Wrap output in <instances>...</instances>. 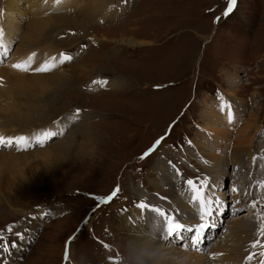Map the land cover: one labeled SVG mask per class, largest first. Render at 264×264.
Listing matches in <instances>:
<instances>
[{
    "label": "rangeland",
    "instance_id": "374dc122",
    "mask_svg": "<svg viewBox=\"0 0 264 264\" xmlns=\"http://www.w3.org/2000/svg\"><path fill=\"white\" fill-rule=\"evenodd\" d=\"M23 3L20 11L7 17L10 25L4 23L11 31V52L0 70L12 74L15 70L11 64L33 53L21 52L23 44L38 49L52 45L72 57L64 70L73 84L49 98L44 112L28 114L29 124H10L7 120L11 118L3 113L0 122L6 123L7 130L34 129L35 133L46 124L71 123L61 136L57 133L44 145L15 149L0 146V154H9L5 151L9 150L19 155L49 146L54 150L80 124L85 125L80 130L85 145L77 152H60L52 165L33 163L20 175L4 167L11 178L0 171V232L10 241L14 236L5 231L9 226L13 232H24V239L17 240L18 246L12 248L19 252L13 264H144L131 254L129 241L114 228L115 217L136 193L147 203L152 197L157 199L156 204L171 212L165 207L167 203H179L172 198L179 196L180 202H190L191 192L183 181L204 177L221 204L214 206L218 209L213 214L215 227L206 230L198 251L207 255V264L222 263L217 256L213 260V255L218 244L236 247L237 241L231 237L238 229L236 222L248 221L250 235L251 229L261 225V220L254 221L258 215L250 218L246 213L252 212V202L248 201L254 197L248 184L250 177L259 178L257 172L264 173V160L256 161L259 155L264 159V0H236L227 17L223 12L228 0H71L65 9H55L46 0L44 13L53 12L58 17L54 19L64 16L65 20L56 23L53 34L51 26L48 37L40 42L35 37L24 38L33 17ZM88 9L98 11L97 22L76 26ZM106 9L112 12V18L108 19ZM127 39L138 43L127 46L123 43ZM114 77L123 80V85L115 89L98 85V81ZM3 84L0 78V89ZM220 97L231 106V124L228 109L220 110ZM22 102L28 104L26 99ZM18 103L17 108L21 107ZM24 110L21 112L27 114V108ZM77 114L78 119L72 117ZM204 119L225 128L229 135L219 134L222 139H215ZM244 122L245 126L250 124L248 130H255L240 131ZM161 136L165 137L162 145L141 160L140 156ZM227 147L228 151L224 150ZM218 156L224 162L215 160ZM169 160L179 169V177L173 176ZM159 162L168 175L157 174ZM234 183L244 184L237 186V201L233 200ZM117 187L120 190L109 203L96 205L93 197L107 196ZM174 209L176 213L170 214L181 216L184 222L198 215L193 204L175 205ZM157 222L165 247L184 251L178 260L186 261L185 253L196 254L197 249L192 251L195 248L188 240L165 239L163 224ZM214 246L215 252L209 256ZM6 257L0 251V264H6Z\"/></svg>",
    "mask_w": 264,
    "mask_h": 264
},
{
    "label": "bare ground",
    "instance_id": "6f19581e",
    "mask_svg": "<svg viewBox=\"0 0 264 264\" xmlns=\"http://www.w3.org/2000/svg\"><path fill=\"white\" fill-rule=\"evenodd\" d=\"M24 1H25V3H27L26 8H28L29 13L33 17V21L27 27L28 31L26 32V34L24 36L25 39L26 38L31 39V38L35 37L36 40L38 42H40L42 39H44L45 36L48 37L47 33L50 30L49 28L51 26L54 27V29H52L53 32L52 33L50 32L51 34H53L54 32H56L55 29L58 27V24H56V23L64 19L63 14L61 15L63 17H59L62 19H54V18H58V17H56L57 15H54L55 13H53V12H50L49 14L44 13V11H43L44 10V1H46V0H44V1H42V0H0V15H1L0 16V30L3 31L2 40H3V43H5L7 47H9L8 37L11 35V31H10V29L5 28L4 23L6 25H10L9 22L7 21V17H9V16L12 17L14 15V11H20L19 6L24 4L23 3ZM47 2L49 3V5L51 7L57 9L59 7H62V8L69 7V3L71 2V0H59V3H56L55 0H47ZM26 11H27V9L23 10V13ZM67 12H68V10H67ZM77 12H78V9H77ZM86 12L87 13H83L84 15L81 16L79 19H77L80 22L73 21V22H75L76 26H84V25H88V23H95V21L97 22V20H98V19H96L98 17V15H97L98 11L97 10L88 9ZM103 12H104V10H103ZM113 12H115V10ZM42 13H44V15L41 16ZM111 13L109 12L110 16L108 17V19L113 17ZM59 15H60V13H59ZM17 16H19V13ZM44 16H46V17H44ZM70 20H73V19L70 18ZM123 43L127 46H136V44L138 42L136 43L134 40L127 39V40H124ZM36 47L37 46H35V45L26 46L23 44V48L20 50L21 52H23V51L27 52L28 51V53H30L31 51L34 50L33 53H35L36 55L33 58V68L39 66L44 61L49 60L51 57H57L58 58L59 55L61 53H63L59 50H57V51L54 50L52 45H47L41 49H38ZM20 51H18V52H20ZM22 60H25V59H22ZM65 64H57V66L55 68H53V70L50 73H47V74L31 73V72H27L26 74H20V72L17 70H15V72H13L11 74L10 71L0 70V78L4 82V84H3L4 88L0 89V114L3 113L4 116H6V117L9 116L11 118V119H9V121L7 120L8 123L11 124L10 121H13V122H15V124H19V123L23 124L24 122L26 124H29L27 117H29L33 111L35 113L36 112H40V113L44 112L43 109H45V107L48 106V104H49V102H48L49 98L53 97L59 91L61 92V90H64L73 84L71 79H70L71 76L69 77L68 74H66L68 71L66 69L64 70ZM120 83H122L121 85H123V80H120V78H118V77L110 78V79L103 80V81H98V85L99 86L102 85L103 88H106V89H115L118 87V85ZM5 86H7L6 89H5ZM231 95L236 96V94H231ZM20 99L28 100V104H27V102H25V103L22 102L23 100L21 101V104H19L18 101ZM17 103L21 107L17 108L16 107ZM12 108L17 110V114L13 112ZM24 108H27V112H28L27 114H24L21 112V109L23 112L26 111V110H24ZM29 110H31V112ZM28 114H30V115H28ZM79 116H80V114H77V115H73L72 117H75L76 119H78ZM81 117L82 118L85 117L84 119H90L91 115H88V116L82 115ZM70 119H72V118H70ZM204 120L205 121H203V122L206 126V129L213 131L215 133L214 134L216 137L215 139H218V137L220 139H222V137H220L219 134H221V136H223V137H225V135H229L228 132L225 133L226 132L225 128L224 129L218 128L217 124L214 123L212 120L209 122L206 121V119H204ZM2 123L0 122V136H3V137L24 136L27 138V140L25 142H20L19 144L14 143L12 146H8L7 144H5L2 146V147H4V146L11 147V148L15 149V148H28V147H32L35 145H38V146L44 145L45 143H47V141L51 137H53L57 133L61 136L65 132V130L68 129V126H70L71 121L67 120L65 122V120H64L63 122L60 121L56 124H52V123L48 124V125L46 124L45 126H41V127H43V129H41L42 131H40L38 133H35L34 129L32 131H30V130L26 131V129L25 130L19 129L18 131L17 130L15 131L12 129L7 130L8 126L6 125V123L5 122H4V124H2ZM211 123H213V124H211ZM10 124H8V125H10ZM83 124H84V121H83ZM253 124H254V122H253ZM248 125H250V124L246 123V126H245V122H244L243 127L240 129V131L244 130L247 132V130L249 128ZM84 127H85V125H84ZM84 127L83 126L81 127V124H80V126H78L75 130L72 129L73 131L72 132L70 131L69 134L67 133L66 134L67 136L65 135V138L63 139V141L58 140V141H60V142H58V144H56V143L53 144V145L56 144V146H55L56 149L54 148V150H52V148H49L50 147L49 146L48 148H45L43 150H37V151L31 152V153L29 152V153H23V154H19V155L14 154L17 151H10L9 152V150H5L9 154H5V153L0 154V171L3 170L4 167L5 168L9 167L11 169V174L14 171L15 174L18 175L19 173L21 174L22 172H24L25 167L26 168L31 167L33 163L36 164L37 162H40L46 166L52 165V162L54 161V159L59 158L60 152H62V151L63 152H67V151L77 152V150L81 149L85 145L84 141L82 139V138H84L83 137L84 132H81V131H83L81 129ZM224 127H226V126H224ZM216 129H218L219 131ZM250 130H255V129L250 128L248 130V132ZM79 132H81V134H78ZM49 133L51 135H48ZM242 134H244V133H242ZM236 140L239 141L238 139H236ZM218 142H220V141H218ZM61 145H63V146H61ZM239 146H240V144H239ZM250 146H251V144H250ZM59 147H61V148H59ZM224 150L228 151V147L225 148ZM0 151H3V149H1ZM65 155H66V153H65ZM74 155H76V154H74ZM255 155H258V154H255ZM32 157H33V160H31ZM218 157H216V158L214 157L215 160L219 159L220 162L221 161L224 162V160H222L221 156H218ZM261 160H264L261 157V155L257 156L256 161L260 162ZM162 165H163L162 162L158 163L157 174L158 175H161V174L168 175L167 174L168 170ZM246 169H247V167H246ZM2 172H4L3 174H8L7 169H4ZM257 173H259V174H257L259 178H255L253 175L250 177L251 180L248 183V184H250V189H252V192L254 194L253 195L254 197L251 198V200L248 199L249 200L248 202H252L251 205H253V202H255V207L251 206L250 209L252 210V212L250 214L248 212L246 213L247 216H251L250 218H254L255 216L258 215L256 218H254L255 220L253 219L254 221L261 220L259 215L264 213V207H262V206H264V173H261V171H259ZM8 177H10L9 174H8ZM235 182H237V180H235ZM256 184H260L261 186L258 187V185H256ZM241 185L243 186L244 184L243 183L242 184L234 183L235 192L233 193L234 194L233 200H235V201L238 200L237 186L240 187ZM143 188H145V187H143ZM173 193H175V192H173ZM175 194L177 195V193H175ZM136 195L132 196V200L129 202L128 207L126 209H123L121 211V214L119 213L115 217V221H114L115 222L114 228L119 229L120 230L119 232H121L129 241L128 242L129 247H131V254L133 256L135 255L136 258L140 259V261H142V263H144V264H205V263L207 264V257H206L207 255L205 254V256H203L204 254H202V253H200V255H199V251L196 250L197 248L192 249V251L193 250L197 251V252H195L196 254H194V252L185 253L186 261L178 260V258L180 257L178 255L181 254L182 256H184L182 254L184 251L178 252L176 249H174V246H171L170 248L165 247L164 240H163V238H161L162 236L159 235L160 230L155 228L153 226V224H151V221L155 217V215L148 213L147 210H143V211L139 210L136 207V205L140 202L148 204L150 207H158L162 210L164 209V206L156 204L157 199H154L153 197H152V202L147 203V202L142 201V200H144V197H142L139 193H136ZM140 198L142 200H140ZM176 198H177V196L175 198H172V199H174L175 201H178L179 203L175 204L176 202L171 203V201H170L169 203H167L168 206H165L167 208L169 207V209L171 210V212H170V211L165 209L164 212L166 215H172L170 213H172L175 210L174 209L175 205L180 206V204L181 205L182 204L183 205L189 204V206H191V204H192L189 201H185V202L181 201L180 202L179 196L177 199ZM248 202H246V203H248ZM172 205H174V208H172ZM234 207L237 208L238 205H236V206L234 205ZM254 210H258L259 211L258 214H256V212H254ZM173 213H176V211H174ZM179 219L181 220L182 217L179 216ZM261 222H262V220H261ZM234 225H235V227H238V229L236 232H233L231 237L233 239H236V241H237L236 247H234V246L231 247L227 244H225V245H219L218 244L216 255H213V253L215 252V250H213V249L216 248V246H214L212 248V252L209 256L213 255V260H214L215 256L219 257V259L222 261V263H220V262L215 263V261H213V260H212L213 261L212 263L213 264H227L225 262L237 261V262H240L239 264H248V260H246V257L249 254L254 253L255 255L253 256V259L251 261H249L250 262L249 264H259V261L261 259H264V257H261L259 255V252L264 250V249H261L259 246L256 249H253L251 247V245L255 241H259L261 244L264 243V238H263L264 235L260 234V225L256 226L254 230L251 229L253 231V233L251 235L248 234L249 233L248 229L250 228V224L248 221L243 222V223L242 222H236ZM85 226H86V224H85ZM87 226L89 227V223L87 224ZM218 227H216V228H218ZM242 239H243V241H242ZM238 242H241L239 246H237ZM190 247H191V245H190ZM10 253L11 254L7 255V257H6L7 258L6 264H13V261L16 259L15 255L18 254L19 252H14L12 249H10ZM68 254H69V252H68ZM191 261H194V262L191 263ZM0 262H2V261H0ZM210 262H208V263L211 264ZM235 264H238V263H235Z\"/></svg>",
    "mask_w": 264,
    "mask_h": 264
},
{
    "label": "snow or ice",
    "instance_id": "6c2138e0",
    "mask_svg": "<svg viewBox=\"0 0 264 264\" xmlns=\"http://www.w3.org/2000/svg\"><path fill=\"white\" fill-rule=\"evenodd\" d=\"M56 3H59V0H55ZM236 4V0H228L227 9L223 12V15L227 17L232 11ZM3 31L0 30V64L6 60L11 52L5 43H3ZM35 53H32L25 60H20L16 63L11 64V68L17 70L19 72H36V73H46L50 72L53 68L57 66V64H65L68 61H71L72 57L70 55H66L61 53L59 57H51L49 60L44 61L39 66L33 68V58L35 57ZM221 104L220 110L224 111L225 108L227 111V119L231 124L233 121V111L230 105H227L223 102V98L220 97ZM48 135H51L50 133ZM27 140L24 136L19 137H3L0 136V146L7 144L8 146H12L14 143L19 144L20 142H25ZM165 140L164 136H161L159 139H156L153 143L152 147L145 151L140 159L143 160L146 157L150 156V154L157 150L158 147L162 145V141ZM168 166L171 168L173 176L179 177L180 171L173 164L171 160L167 161ZM186 184L188 190L191 192L190 202L198 208V215L194 217L191 222H184L179 219L178 216L166 215L164 210L158 207H150L148 204L140 202L136 205L139 210H147L148 213L154 214L157 218L154 220V227L160 230V223L163 224V236L165 239L171 238L176 241L188 240L194 248H197L201 241V238L205 235L206 230L215 227V221L213 220L214 211L218 209L214 208L215 205H220V199L214 195L213 190L209 184L207 177L200 179L199 181H194L193 179H187L183 181ZM119 187L113 189V191L107 196H98L93 197L96 201V205L100 206L103 204L109 203L114 196H116L117 192H119ZM235 192V189H233ZM163 199V197H162ZM253 207H255V202H253ZM264 207V206H262ZM35 219V217H34ZM260 219L262 220L260 225V234L264 235V213L261 214ZM5 231L12 234L14 236L13 240L6 239L3 232H0V251H2L5 255H10V249L16 248L18 245L16 243L17 240L24 239V232H13L12 226H9ZM185 233H189L190 235L186 236ZM264 249V244H261L259 241L253 242L251 247L256 249L257 247ZM105 248H108V245H104ZM187 247V245H185ZM255 254H249L246 257V260L251 261ZM261 257H264V250L259 252ZM68 258L67 247L65 249V259ZM115 264V262H114ZM259 264H264V259L259 261Z\"/></svg>",
    "mask_w": 264,
    "mask_h": 264
}]
</instances>
